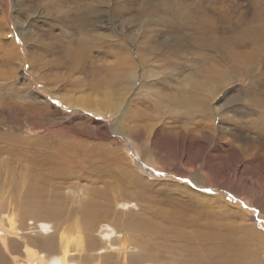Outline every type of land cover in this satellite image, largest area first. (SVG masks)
Returning a JSON list of instances; mask_svg holds the SVG:
<instances>
[{
	"label": "rangeland",
	"instance_id": "rangeland-1",
	"mask_svg": "<svg viewBox=\"0 0 264 264\" xmlns=\"http://www.w3.org/2000/svg\"><path fill=\"white\" fill-rule=\"evenodd\" d=\"M42 1L52 10L58 5L63 12H69V20L74 21L77 7L90 0L67 5L64 0ZM148 1L158 10L155 15L159 19L165 21L168 15L174 14L173 23L177 27H181L185 13L194 18L206 16L217 27L218 37H228L232 31H238L234 22L239 16L238 8L246 11V20L259 22L261 19L264 28V0ZM146 2L128 0L121 11L130 9L135 15L136 7ZM27 4L28 0H0V237L8 231L6 214L9 218L12 215L16 222L17 236L8 233L7 239L17 249L22 243L20 237L33 238L34 232H38L42 240H47L55 235L65 215L71 217L69 221L77 216L84 198L83 188L109 191L115 185L114 173L110 171L114 163L111 159H117L116 162L144 182L143 185L149 186L148 197L154 204L146 212L147 218L164 225L163 218L155 217L158 208L164 209L166 214L182 212L191 222L189 229L210 224L215 234L227 233V237L201 245L195 261L190 263L183 247L172 239L163 240L153 234L138 236L139 245L145 244L141 252L134 248L123 251L113 246L108 250L110 257H105L102 264L115 259L123 261V253L132 261L142 258V264H221L222 260L228 258V261L236 255L243 256V264H264V157L257 144L258 134L251 128L259 117L258 108L249 110L247 106L252 97L251 85L253 95L258 92L264 105L261 92L264 84L259 81L263 76L249 83L236 69L241 67L239 63L234 64L217 51L206 52L190 46L179 37L191 30L180 28V34L171 35L172 24L163 21L150 25L158 32L156 44L152 42L158 51L150 50L147 38H134L127 52L111 44L117 38L112 39L110 23L105 21L99 42L104 53L91 58L97 71L83 74L65 68L64 63L60 65L67 59L62 49L72 45L61 36V32H67L68 19L42 14L40 10L36 13L39 17L29 16ZM111 13L120 23L123 17L120 11ZM44 25L54 26L55 30L48 33ZM128 29L137 30L135 26ZM48 40L53 43L50 53L42 48ZM162 40L164 43L159 46ZM166 49L169 59L173 51L177 53L169 66L159 67L161 61L157 59L162 58ZM130 58L134 81H128L127 72L120 75V79L111 77L112 65L120 72L121 61L127 62L130 68ZM258 66L262 67L261 63ZM211 88L215 94L209 95ZM210 96L213 101L207 104L205 111L203 103L206 98L209 102ZM61 152H77L79 155L69 159L67 168L80 175H94L97 183L91 184L86 178L52 181L46 188L53 194H46L45 203L39 206L34 199L25 196L23 186L34 184L29 174L27 176V167L34 164L33 157L38 159ZM110 183L113 185H108ZM70 188L76 193L70 194ZM53 199L55 203H51ZM101 199L98 202L103 203ZM53 204L58 205L55 210L51 207ZM52 209L54 212L48 211ZM115 209L126 219L127 213L138 207L134 202L122 201ZM49 212L54 215L48 216ZM62 212L64 217H56ZM94 236L95 241L102 243L122 237L119 233L115 238L108 224H102ZM1 246L0 264L25 261L23 248L10 253ZM31 247L38 252L48 249L46 245Z\"/></svg>",
	"mask_w": 264,
	"mask_h": 264
},
{
	"label": "bare ground",
	"instance_id": "bare-ground-1",
	"mask_svg": "<svg viewBox=\"0 0 264 264\" xmlns=\"http://www.w3.org/2000/svg\"><path fill=\"white\" fill-rule=\"evenodd\" d=\"M78 1L80 0H64V3L66 5L76 4ZM114 1L116 0H90L87 3H84L83 6L79 5L74 11L78 13L74 21L69 20V12H63L58 5L54 7V10L49 9L46 7L47 2H43L42 0H28L26 13H28L29 16H34L36 15V13H38V10H40L39 12H41L42 14L45 12L50 16H61L65 19V21L66 19H68L67 26L65 27L67 32H61V36L64 42L72 43V45L70 46L71 48L62 49V53L65 57H67V59L65 60V62L62 61L60 65L64 63L65 68H68L70 70L74 69L77 72L83 74H88L91 71H97V68H93L94 64L92 59L95 54H99L100 52L104 53V47L99 42L103 38L100 30L103 28L102 24L105 21H108L110 23L108 26H110L111 28L109 30H111L112 32V39L117 38L118 40H121L118 41L117 39H115L111 44H113L122 52H127L128 50L130 51V48L132 47V45H130V42L134 38L135 40L137 38H147L148 41H150L147 42L150 50L156 51L158 48L156 49L155 47V37L158 32H155L151 29V24L154 22H157L158 24V22L163 21L165 23L167 22V25L168 23L172 24L173 31L170 32L171 35L174 33L180 34V30H178L180 28L191 30L189 32L182 33L181 36L179 35V38L183 39L186 43L194 48L204 50L206 52L217 51L221 56H225V59L230 58L232 61H234V64L239 63L238 65H240L241 67H236V69L238 68L240 70V74L247 78L249 80V83L251 84L259 80L258 79L254 81L255 77L262 75L263 80L259 81H261L260 84H264V28L262 27L263 24L261 19L259 22H252L251 19L246 20V11L240 10L238 8L237 12L239 16L234 21L235 25L239 28L238 31H232L228 37H218L215 33L217 27L204 15L199 18H194L191 17L190 14L185 13L182 16L181 27H177V24L173 23L174 14L168 15L165 21L163 19H159L155 15L158 10L154 8V5H151L148 0L145 5H140L141 7H139L138 5L136 7L135 15L131 14L130 9L121 11V7L124 5V2H127L128 0H123L118 3H114ZM239 1L242 2V0ZM109 2H112L111 6H109ZM113 11H120V13L123 15L120 23H117L116 19H114L115 16L111 13ZM36 16L39 17V15ZM228 22L230 24L233 23L230 18H228ZM44 26L47 27H45V31H47L48 33L55 30L54 26ZM131 26H135L137 28L136 32L129 31L128 28H130ZM161 31L164 30L161 29ZM161 37H163V35ZM49 41L50 40L46 41L42 47L43 50L48 51V53H50L53 49V43ZM152 42L155 43L154 46H152ZM91 43L92 45L89 47L81 46H87ZM163 43L164 41L162 40L159 46L163 45ZM58 45L60 46L62 44ZM92 48H94V50H92ZM144 51L145 50H143V53ZM174 53L177 52L173 51L172 57L169 59L167 56L168 49H166V53L161 56L162 58L157 59L158 61H161V63L158 64L159 67H164L165 65L169 66L171 64V61L175 58ZM133 54L137 55L138 53L136 54L135 52H133ZM157 54L156 56H158ZM129 62L130 68H127L129 66L127 62L121 61L122 70L120 72H116L115 64L112 65V68L110 67V72L114 73L111 77H117L120 79V75L124 76V73L127 72L126 78H129L128 81L132 83L134 81V72H130L133 69V61L131 60V58ZM224 62L226 61L224 60ZM53 63L54 62H51V64ZM260 63L262 67L258 66V64ZM256 71L258 72L256 73ZM210 82L212 83V81ZM263 88L264 87H262V89ZM213 89L214 88H211L209 95L215 94ZM249 91L252 94V97L250 99L251 102H249L250 104H248L247 106L249 110H252L251 107L258 108L259 112V117L257 118V121L252 122L251 128L253 133L258 134L259 143L257 144H259V146L262 148V156L264 157V105L261 103L258 92L253 95L252 85ZM261 92L264 95V90H262ZM206 99V102L204 101L203 103V110L205 111L207 110V107H209L208 105L210 104V102L213 101V97H211V100L209 102L208 98ZM100 102L102 103V101ZM115 103H118L116 99ZM252 143L256 144V142ZM250 146L252 145L250 144ZM50 155L51 156L41 155L42 157L38 159L36 157H33L32 160H30L34 162V164L27 167L29 172L27 173V176L29 174L30 178L34 181V184L23 186L26 188L25 196L34 199V201H36L39 206H43V203H45L43 202V199L44 201L46 200V194H53L52 192L49 193L47 189L48 187L46 188V186H49L52 181H63L67 179L70 180L71 178H74L77 181L86 178V181L90 182L91 184L97 181L96 179H94V175H80L71 172L67 168L66 164L69 159L79 155L77 152H72V154H63L61 152ZM116 160L117 159H111V162L114 163L111 164L112 170L110 171L114 173V180L116 182L115 185H113V183L108 184L113 185L111 186L109 191H102L97 187L83 188L85 190L84 198L82 200L81 209L79 210L77 216L72 221H69V218H71L70 216L66 217L65 215L64 217L62 216L63 212L60 214L58 213L56 217H64V220H62V224L64 225L62 226L61 223H58L61 228L60 231L56 227V234L51 236L50 238L48 237L47 243L46 239H41V235L38 232H34L35 235L31 236L33 238L26 239L24 237H18L19 240H22V243L19 244L18 249L14 247L13 244H11V241L7 239V236L8 233H12L13 236H17L15 235L16 222L12 215L9 218L6 214L5 218L7 219L6 223L8 231H5V235L3 237H0V244L2 245L1 247L5 251L7 249L10 253L16 252L23 248V258H25V261H23V263L21 264H38V262L39 264H102V260L105 259V257H110L111 254L110 252H108V250L113 246H117L123 251H125L127 248H134L138 252H141V247H145V244L143 243L142 245H139L137 237L151 236L153 234L156 238H161L163 240L172 239L175 244L181 245L183 247L182 251L185 252L188 258H190V261H188L192 263L193 261H195L194 256L197 254V251L201 245L210 243L212 239L226 240L225 238L227 237V233L226 235L224 234V236H220V233L215 234V229L212 228L210 224H206L202 228L197 226L196 228L189 229L191 222L185 219L186 216L182 212L172 211L166 214L167 212L164 209L158 208L155 217L163 218L161 221L165 223L164 225H161L156 220L147 218L145 214L150 210L149 207L152 208V204H154L148 197V194L151 192V190L148 191L149 186L143 185L142 183L144 182L138 179L134 174L130 173L123 165L116 162ZM24 171L26 172V169ZM202 175L203 174H200L201 177ZM22 180L25 179L23 178ZM29 181L30 180H28V182ZM122 186L124 187V192H122ZM129 189L131 191H128ZM69 191L70 194L76 193V191L72 188H70ZM14 197L18 198L17 196ZM51 197L54 198L55 196ZM73 198L77 199L76 197ZM81 198L82 197H79L78 200H81ZM54 199L51 203H55ZM99 199H101L103 203L98 202ZM122 201L129 204L131 202H134L138 207L136 211L128 212V217L126 219L122 218L123 216L121 212L117 211V209L113 210L115 206L117 207L122 204ZM56 206L58 205L53 204V206L51 207H53L55 210ZM172 206L175 209H180L177 205ZM54 210L52 209L48 211L54 212ZM52 212H49L47 215H54ZM65 213L66 212H64V214ZM55 222L57 226V219H55ZM39 223L44 222H38L37 224ZM33 224L34 222L32 223V225ZM102 224H108V226L113 229L115 238L119 235V233L122 235V237L116 238L115 240L109 239L110 241L108 240L109 242L107 241L106 243H102L99 240L95 241L96 238H94V235L101 228ZM58 231L60 232L59 234ZM72 234L76 236L75 239L71 237ZM32 245L36 246V248L41 245H46L48 249H44L43 251L38 252L31 247ZM123 257L125 258L123 261H121V259H115L114 261H112V263L106 264H140V262L142 264V262H144L142 258H140L141 261H132L130 260V257H128L125 253H123ZM38 258L39 260H37ZM242 258L243 256L240 257V255H236L234 258L228 261H226L228 258L222 260L221 264H243ZM126 259H128V261Z\"/></svg>",
	"mask_w": 264,
	"mask_h": 264
}]
</instances>
